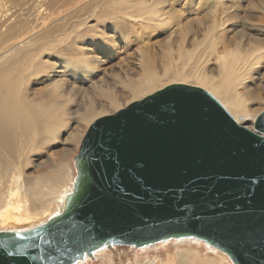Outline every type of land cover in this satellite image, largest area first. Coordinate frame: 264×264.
<instances>
[{"label":"bare ground","instance_id":"6f19581e","mask_svg":"<svg viewBox=\"0 0 264 264\" xmlns=\"http://www.w3.org/2000/svg\"><path fill=\"white\" fill-rule=\"evenodd\" d=\"M179 1L0 0V232L27 231L64 212L77 182V154L55 163L52 176L26 170L65 127L78 151L94 120L169 84L206 89L253 128L264 110V0L248 8L242 0ZM102 35L108 39L97 43ZM30 83L44 89L31 95ZM79 93L85 103L75 101ZM172 239L202 243L216 257L192 243L167 262L139 264H234L202 239ZM109 249L85 252L73 264L93 257L113 264Z\"/></svg>","mask_w":264,"mask_h":264},{"label":"water","instance_id":"95a60500","mask_svg":"<svg viewBox=\"0 0 264 264\" xmlns=\"http://www.w3.org/2000/svg\"><path fill=\"white\" fill-rule=\"evenodd\" d=\"M76 159L64 212L0 232L27 245L24 258L0 249V264H73L105 244L180 237L264 264V110L249 129L206 89L169 84L94 120Z\"/></svg>","mask_w":264,"mask_h":264},{"label":"rangeland","instance_id":"374dc122","mask_svg":"<svg viewBox=\"0 0 264 264\" xmlns=\"http://www.w3.org/2000/svg\"><path fill=\"white\" fill-rule=\"evenodd\" d=\"M179 2L183 3L182 0H180ZM252 2L253 0H242L241 6L242 8H248L249 4ZM108 8L110 10H113L111 6H109ZM229 36H232V34H230ZM154 40L155 39H152L151 43L154 42ZM159 42L162 43L163 41L160 40ZM131 51L132 50H130V52ZM131 61H133L134 63L133 59ZM156 66L159 67L160 63L156 64ZM212 67L213 66L209 68L210 75L215 77L217 76V74L215 73V70ZM260 70H261V73H263L264 67L261 68ZM28 87H29L28 88L29 94L31 95L39 93V91L44 89L43 85H34L33 83H30ZM84 100L85 98L82 96V94L79 93L75 101L85 103L83 102ZM69 109L74 111L76 109V106L71 105ZM70 123L71 122H68V124ZM69 130H70L69 126L65 127L63 134L60 135V137L57 140L48 142L46 146H44L42 149L39 150L37 156L31 157L29 168L26 170L27 174L34 176L37 173L38 174L47 173L48 176H52L53 171L50 170V168L53 167L55 163L64 162L67 159L72 160L74 155L78 154L79 149L77 151V148H75L69 142V140H67V133L69 132ZM175 242L176 241L174 239H170V241H168L167 243H157L156 245L152 247H147V246L135 247L134 245H110L109 250L113 258L112 259L113 264H139V263H144L145 260L147 261L148 259L157 260L158 257L160 261L167 262L168 259H172L174 257L177 247L179 249H182V248L185 249L190 246L192 247V243H193L192 248L199 251L201 255L207 254V255L216 257V254L214 252L212 253L210 250H207L206 247L202 245V243L191 241L190 245H187V244L185 245V243H182V242H177V243ZM168 254H169V257H168ZM85 263L86 264H103V261L101 260L100 257H93L92 259H89L87 262H83V264Z\"/></svg>","mask_w":264,"mask_h":264},{"label":"snow or ice","instance_id":"6c2138e0","mask_svg":"<svg viewBox=\"0 0 264 264\" xmlns=\"http://www.w3.org/2000/svg\"><path fill=\"white\" fill-rule=\"evenodd\" d=\"M108 38L105 36H100L97 40V43H101L102 41L107 40ZM7 231V230H3ZM16 236H19V233H16ZM27 245L19 246L11 239L0 241V249L4 250L6 255L9 257H17V258H24L25 252L23 251ZM17 264H20L19 259L17 260Z\"/></svg>","mask_w":264,"mask_h":264}]
</instances>
